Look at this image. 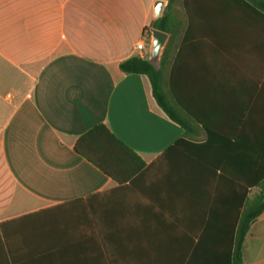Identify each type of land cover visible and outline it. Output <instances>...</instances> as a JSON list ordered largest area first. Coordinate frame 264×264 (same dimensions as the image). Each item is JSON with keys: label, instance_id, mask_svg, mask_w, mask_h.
<instances>
[{"label": "crops", "instance_id": "crops-1", "mask_svg": "<svg viewBox=\"0 0 264 264\" xmlns=\"http://www.w3.org/2000/svg\"><path fill=\"white\" fill-rule=\"evenodd\" d=\"M156 1L0 0V224L94 196L87 216H42L12 233L29 257L15 264H63L69 236L96 256L101 234L108 254L127 257L121 264H232L222 210L240 188L220 176H264V11L247 0H178L172 90L212 130L208 138L192 123L185 136L149 79L120 70L140 56V41L149 53ZM100 124L150 166L138 186H119L75 152ZM217 160L225 170L214 169ZM242 258L264 264V213Z\"/></svg>", "mask_w": 264, "mask_h": 264}, {"label": "trees", "instance_id": "trees-1", "mask_svg": "<svg viewBox=\"0 0 264 264\" xmlns=\"http://www.w3.org/2000/svg\"><path fill=\"white\" fill-rule=\"evenodd\" d=\"M252 4L253 8L264 11V0H247ZM178 4V0H167V5L164 9L163 15L160 19L145 30L146 37L149 39L150 29L156 28L170 34V40L162 56L161 67L157 71L152 66L148 59H141L140 57L130 58L120 64V70L127 75H144L151 84L152 93L158 106L162 109L167 118L180 126L185 131V136L189 135L191 131V124H195L207 133L208 138H212V130L202 124L200 120L194 116L182 103L180 97L172 90V52L178 37L180 22L174 17V10ZM183 140L176 142L181 144ZM207 146V147H206ZM210 145H202L201 152L207 150ZM75 152L86 159L89 163L99 169L106 176L115 181L119 186H138L143 178L146 176L150 166L142 160L139 154L123 142L107 125L100 124L82 135L75 143ZM172 147L166 149L163 153L165 160H170ZM165 154V155H164ZM222 162L217 160L214 162V169L225 170L221 165ZM230 176H220V184L229 186H237L240 188L239 196H234L228 200L227 208L222 210V213L228 214L227 229L234 234V242H232V249L234 250L232 256V264H243L242 249L246 236L251 228L252 223L264 213V176L258 175L251 178L250 175L239 178L236 181ZM251 187L258 188L256 193L250 196L249 189ZM96 197V196H95ZM94 196L86 199H79L73 202L63 204V207H57L51 210H45L39 213L24 216L21 219L5 222L0 224V240L4 243V247L0 249L2 264H15L18 256H22V261H28L27 253L22 255L23 249L18 250L14 243L12 233H24L30 228L27 221L37 219L38 217H79L87 216L86 204L92 200ZM85 202V205L84 203ZM81 204V205H78ZM90 208V207H89ZM208 212V210H207ZM213 213L217 211L213 210ZM21 220V221H20ZM232 222L229 224V222ZM21 224L23 229L12 231V225ZM68 237L63 239V264H121L124 263L126 256L118 254L121 250L116 246V254H108L106 240L102 234L99 236L100 243H95V248L98 250V255H87V249L90 248V242L80 243ZM72 240L71 242H69ZM69 242V243H67ZM67 243V244H66ZM18 250L21 252L16 253ZM22 250V251H21ZM83 252V253H82ZM32 264L47 261L46 259L30 258ZM53 261V258L50 259Z\"/></svg>", "mask_w": 264, "mask_h": 264}, {"label": "water", "instance_id": "water-1", "mask_svg": "<svg viewBox=\"0 0 264 264\" xmlns=\"http://www.w3.org/2000/svg\"><path fill=\"white\" fill-rule=\"evenodd\" d=\"M165 2L158 0L154 4V17L156 20L163 15ZM170 40V34L156 29H150L149 36V57L148 62L158 71L161 67L162 56Z\"/></svg>", "mask_w": 264, "mask_h": 264}, {"label": "built area", "instance_id": "built-area-1", "mask_svg": "<svg viewBox=\"0 0 264 264\" xmlns=\"http://www.w3.org/2000/svg\"><path fill=\"white\" fill-rule=\"evenodd\" d=\"M147 41H144V40H142V41H140L138 44H137V50L140 52V58L141 59H148V57H149V53L148 52H146V50H147Z\"/></svg>", "mask_w": 264, "mask_h": 264}]
</instances>
